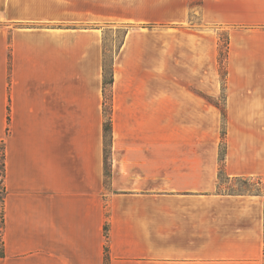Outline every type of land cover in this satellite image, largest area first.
<instances>
[{"label":"crops","instance_id":"1","mask_svg":"<svg viewBox=\"0 0 264 264\" xmlns=\"http://www.w3.org/2000/svg\"><path fill=\"white\" fill-rule=\"evenodd\" d=\"M0 141V264H264V0H0Z\"/></svg>","mask_w":264,"mask_h":264},{"label":"rangeland","instance_id":"2","mask_svg":"<svg viewBox=\"0 0 264 264\" xmlns=\"http://www.w3.org/2000/svg\"><path fill=\"white\" fill-rule=\"evenodd\" d=\"M189 3L191 5H198L200 3V0H189ZM189 25H202V22L200 18L198 17L197 14L193 13L189 21L187 22ZM156 25V24H155ZM187 26V25H186ZM107 27V26H106ZM108 28V27H107ZM110 29H106L104 32V47L106 50L105 56H104V80L105 81H110L111 82L107 83L105 86L106 90H104V100H106V106L104 107L103 111V130H104V125H109V128L107 130H104V138L107 140L108 137V132L110 129L111 125V118H110V103H109V86L108 84L112 83L113 76H112V60L115 55V53L118 50V47L120 46L122 40H123V33H124V28H117V27H109ZM223 43L219 44L218 49H217V62H218V71L222 75L224 74V58L226 54V44H225V38L223 37ZM110 72V75H108ZM104 88V89H105ZM209 100V98H208ZM221 105V104H220ZM220 108L223 109V106H220ZM225 114L222 111V120H224ZM224 136V125L222 124V129H221V138L223 139ZM222 141V140H221ZM107 142V141H106ZM107 152V150H105ZM224 150L223 147L221 146L219 148V155L220 158L223 157ZM1 161H2V144L0 142V171H1ZM1 180V178H0ZM0 181V193H1V188L2 185H4V181L1 185ZM219 189L220 191L224 192H229V193H241V192H246V193H257V192H262L264 191V177L262 176H255V177H245V178H235V179H227L224 174L222 173V165L220 164V172H219Z\"/></svg>","mask_w":264,"mask_h":264},{"label":"trees","instance_id":"3","mask_svg":"<svg viewBox=\"0 0 264 264\" xmlns=\"http://www.w3.org/2000/svg\"><path fill=\"white\" fill-rule=\"evenodd\" d=\"M108 82L110 83L111 80ZM108 82L104 80V88ZM108 128H109V125H104V130H107ZM0 142L2 144V161H1V171H0L1 180L0 181L3 183L4 176H5V167H4V165H5V163H4L5 154H4V142L3 141H0ZM222 160H223V157L220 158V162ZM2 183H1V185H2ZM4 192H5V187H4V185H2L1 193H0V256L3 255V249H4V242H3V238H2L3 228H4Z\"/></svg>","mask_w":264,"mask_h":264}]
</instances>
